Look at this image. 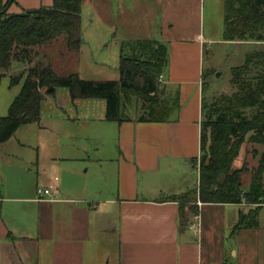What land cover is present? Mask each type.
<instances>
[{
    "label": "crops",
    "instance_id": "obj_1",
    "mask_svg": "<svg viewBox=\"0 0 264 264\" xmlns=\"http://www.w3.org/2000/svg\"><path fill=\"white\" fill-rule=\"evenodd\" d=\"M6 1L0 0V8ZM166 1V31L190 29L193 13L186 11L187 0ZM52 2L12 0L6 11L19 13ZM193 31L188 38L160 39L172 56L159 81L160 103L167 109L161 120H140L145 110L135 97V110L122 114V121L105 119L103 98H73L71 113L54 123L47 153L42 154L47 142L40 138H17L13 144L15 132L0 142V264H264L262 241L260 257L253 251L244 262L248 249L239 239L241 229L229 233L237 243L226 249V236L212 224L208 232L202 223L199 227L204 208L234 205L238 217L252 205L203 203L188 193L197 184L186 189L176 181L179 161L200 154L201 84L207 69L202 58L209 40L198 22ZM123 42L117 47L118 63ZM81 48L82 40L73 53L64 44L62 54L78 55ZM14 64L8 80L26 68ZM66 69L65 74L77 72ZM22 80L0 104V117L7 114ZM44 129L40 126L38 132ZM163 165L170 169L165 181L160 178ZM48 184L54 186L52 193L40 197L37 189Z\"/></svg>",
    "mask_w": 264,
    "mask_h": 264
},
{
    "label": "trees",
    "instance_id": "obj_2",
    "mask_svg": "<svg viewBox=\"0 0 264 264\" xmlns=\"http://www.w3.org/2000/svg\"><path fill=\"white\" fill-rule=\"evenodd\" d=\"M7 0L0 8V82L12 62L26 68L9 75V85L19 92L7 114L0 117V142L8 139L24 123L39 119L43 88L63 86L71 98H103L105 119L122 121L121 97L137 98L145 110L140 120H161L167 109L160 103L158 76L167 64L166 48L147 39L122 43L117 79H85L77 72L58 74L49 63H33L39 48L63 38L69 51L81 43V0H53L49 6L8 13ZM224 40L257 42L243 61L229 69L225 88L209 95L207 78L213 69L202 72L200 154L198 183L188 193L203 203L253 205L239 211L232 231L255 228L264 204V0H224ZM127 45V47H126ZM128 48V51L126 50ZM214 73V72H213ZM260 144L257 164L251 168L250 182L242 188L244 166L233 167L242 143Z\"/></svg>",
    "mask_w": 264,
    "mask_h": 264
},
{
    "label": "rangeland",
    "instance_id": "obj_3",
    "mask_svg": "<svg viewBox=\"0 0 264 264\" xmlns=\"http://www.w3.org/2000/svg\"><path fill=\"white\" fill-rule=\"evenodd\" d=\"M168 3L169 1L166 0H81L80 36L82 48L78 55L62 54L64 41L60 37L51 44L39 48L38 54L33 57V63L38 60L49 63L58 74H65L66 68L69 67L70 70H76L78 74L80 72L79 75L86 79H112L118 74L117 47L122 39L127 44L135 43L138 39H147L154 42V46L157 47V43L161 45L160 39L166 37L176 40L188 38L187 36L194 34L193 30L198 22V28L201 27L204 37L209 40L204 41L202 63L208 70L213 67L211 69L214 72L207 78L210 85L209 95L222 90L228 84L230 67L240 64L245 54L257 44L252 41L223 40L224 0H187L186 11L193 13L191 28L185 31L177 27L172 31H166L164 23L169 15ZM126 50L128 51V48ZM173 59H177V54ZM171 60L172 56L169 50L164 70ZM15 63L13 68L22 65L16 61ZM12 87L9 85L8 75L5 74L0 83V104ZM50 89L43 88L42 91L40 120L21 125V128L19 127L12 136L13 144H15L14 139L17 138L27 140L40 138L43 143L47 142L46 145H42V154L47 153L50 145L49 140L54 137V123L57 122V119L63 118L65 114L71 113L73 106L68 88L56 86L53 91H49ZM79 99L86 101L82 100L84 98ZM120 106V113L123 116L135 110V104L131 97L125 100L122 95ZM40 126L45 129L38 132ZM105 136H110L108 130H106ZM107 142H110L109 139ZM261 150L260 144L246 140L242 143L238 157L233 162V167L244 166L246 169L241 175L243 189L249 185L251 168L257 164ZM162 167L160 178L165 181L166 173L170 172V169L167 165ZM175 176L177 183L184 185L186 189L195 188L198 179L196 160L179 161ZM236 211L237 207L234 205L204 208L202 218L199 220V227L202 223L204 232H208L212 224L217 233L226 236L222 241L224 247L228 249L230 243L234 241L237 243V238L231 239L228 236L238 219ZM242 230H240L239 239L246 243L248 256H244V262L247 263L253 251L257 258L262 254L261 246L258 243L262 241L264 244V206L259 213L258 227ZM226 251L232 258V252Z\"/></svg>",
    "mask_w": 264,
    "mask_h": 264
},
{
    "label": "built area",
    "instance_id": "obj_4",
    "mask_svg": "<svg viewBox=\"0 0 264 264\" xmlns=\"http://www.w3.org/2000/svg\"><path fill=\"white\" fill-rule=\"evenodd\" d=\"M161 77L162 75L160 74L158 76V81L161 80ZM53 188H54L53 184H48L47 186L39 187L37 189V192L40 195V197H43L45 195H50L52 193Z\"/></svg>",
    "mask_w": 264,
    "mask_h": 264
},
{
    "label": "water",
    "instance_id": "obj_5",
    "mask_svg": "<svg viewBox=\"0 0 264 264\" xmlns=\"http://www.w3.org/2000/svg\"><path fill=\"white\" fill-rule=\"evenodd\" d=\"M218 74V73H217Z\"/></svg>",
    "mask_w": 264,
    "mask_h": 264
}]
</instances>
